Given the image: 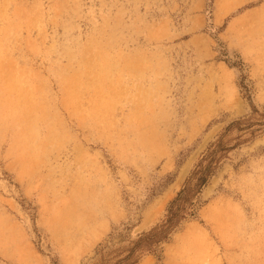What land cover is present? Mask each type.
I'll return each mask as SVG.
<instances>
[{"label":"rangeland","instance_id":"374dc122","mask_svg":"<svg viewBox=\"0 0 264 264\" xmlns=\"http://www.w3.org/2000/svg\"><path fill=\"white\" fill-rule=\"evenodd\" d=\"M221 138L135 264H264V0H0V264H113Z\"/></svg>","mask_w":264,"mask_h":264},{"label":"trees","instance_id":"16d2710c","mask_svg":"<svg viewBox=\"0 0 264 264\" xmlns=\"http://www.w3.org/2000/svg\"><path fill=\"white\" fill-rule=\"evenodd\" d=\"M254 112H257L253 108ZM244 120H237L228 126L239 127ZM252 126L248 124V127ZM228 149L225 147L222 138L218 139L215 143L211 144L207 152L201 157L195 168L186 179L184 187L178 192L177 196L170 201L167 207V213L164 220L151 228L148 232L143 233L136 241L132 243V247L127 250L126 255L118 257L113 264H135L137 258H133L138 252H155L156 247L163 242H166L170 235L177 229L181 221L187 216H193L195 197L200 190L206 185L211 176L217 169L218 162L223 156V152ZM102 257L104 256L103 249H101ZM101 264H105L103 260Z\"/></svg>","mask_w":264,"mask_h":264},{"label":"bare ground","instance_id":"6f19581e","mask_svg":"<svg viewBox=\"0 0 264 264\" xmlns=\"http://www.w3.org/2000/svg\"><path fill=\"white\" fill-rule=\"evenodd\" d=\"M70 82V81H69ZM73 84V83H72ZM69 85V84H68ZM70 87V86H69ZM66 89V88H65ZM71 90H73L72 88H71ZM74 91V90H73ZM80 91V90H79ZM65 92V91H64ZM70 93V92H69ZM69 93H68V95H69ZM65 94V93H64ZM75 95H77V91L74 93ZM69 97V96H68ZM71 97V96H70ZM75 98V97H74ZM73 100V99H72ZM12 100H10V102H11ZM9 102V101H8ZM75 103V102H74ZM10 104V103H9ZM13 105V104H12ZM17 106V105H16ZM69 106V105H68Z\"/></svg>","mask_w":264,"mask_h":264}]
</instances>
